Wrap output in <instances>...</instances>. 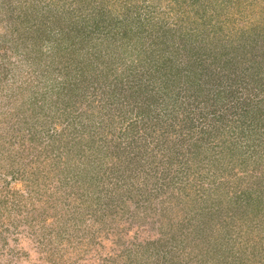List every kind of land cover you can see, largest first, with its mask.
<instances>
[{
    "label": "rangeland",
    "instance_id": "1",
    "mask_svg": "<svg viewBox=\"0 0 264 264\" xmlns=\"http://www.w3.org/2000/svg\"><path fill=\"white\" fill-rule=\"evenodd\" d=\"M89 1L0 0V264H264V0H199L197 11L183 6L192 21L180 29V0H125L132 9L128 26L144 22L147 4L157 8L151 21L171 45L182 44L179 35L192 27L198 33L199 23L210 19L231 33L232 40L219 41L222 36L208 40L202 32L206 44L194 43L206 56L202 69L225 75L219 76V90L229 85L224 69L242 79L231 95L219 97L209 83L198 90L176 75L175 106L167 105L165 87L153 84L169 51L163 40L152 45L153 58L132 60L121 47L110 56L103 50L114 61L106 79L93 81L89 71L66 78L58 65L63 53L92 41L95 51L98 44L104 48L106 38L87 34L93 18L109 16L113 0ZM136 4L140 10L134 13ZM83 7L87 12H80ZM113 9L114 4L109 12ZM36 27L42 30H32ZM71 57L76 61L78 55ZM176 58L181 66L187 63L185 55ZM120 60L128 66H118ZM206 75L202 80L216 79ZM144 83L156 88L146 93ZM154 91L162 106L138 112ZM172 108L177 122L171 120ZM170 122L182 126L158 151ZM209 135L216 137L213 147L204 145ZM147 142L161 162H130L129 154L142 158L137 145ZM196 148L206 157L189 156ZM184 161L194 162L200 178L213 176L194 181L193 168L186 178L180 173ZM239 176L252 182L244 189L239 185L249 197L244 221L221 197ZM134 184L152 201L133 198L119 205L122 191ZM184 195L198 197L196 203L190 205ZM252 226L259 229L256 238Z\"/></svg>",
    "mask_w": 264,
    "mask_h": 264
},
{
    "label": "trees",
    "instance_id": "2",
    "mask_svg": "<svg viewBox=\"0 0 264 264\" xmlns=\"http://www.w3.org/2000/svg\"><path fill=\"white\" fill-rule=\"evenodd\" d=\"M27 1L29 2V4L31 3V0H27ZM79 1H82V0H79ZM102 1L104 3L105 2L110 3L112 0H109V1L101 0V2ZM158 1H162L163 3L165 2L163 0H158ZM84 2L88 3L91 1L84 0ZM198 2H199V0H193V1H189V2H187L185 0L178 1V8H179L178 9V16H177V18L179 20L178 21V27L179 26L182 27V23H184L187 20H189V23L192 21L191 16L188 14H185V9L183 8V6H186V8H188V10L194 9L195 11H197L198 10V7H197ZM32 3H33V1H32ZM112 4H114V9L111 12H109L112 9ZM112 4L110 6L109 11L106 9L105 15L110 13L109 16L104 15L105 18L101 17L100 21L98 18H93L94 24L91 26L92 29L87 34L89 39H92L94 37L91 34L97 35V37L103 38V40L106 38L105 43H104V48H101V46H99V44H98L99 48L97 49V47H96V51H95V49H93V47H94L93 44L95 45V42L92 41L90 47H89V44L85 43V45L83 47H82V45L80 48L77 47L76 48L77 51H75L71 54L63 53L61 55L63 60H61L62 62L58 65L60 66V68L62 70L65 68L64 72L67 75L66 78H73V77H68L71 73L73 75L79 74V75L83 76L84 72L89 71V74H91L94 78L93 81L97 82L100 80V78L106 79V77H107L106 74L110 73V69L112 66L111 63L114 62L112 57L109 58L108 56H110V54L112 55V52H116L119 47H121V50H123L122 52H124L126 56L130 57V59H132V58L134 59V58H137L138 56L141 57L144 55L146 58L148 56L149 57L154 56L152 54L148 55L149 52H151V51L155 52V50H157L155 46L152 49V45L157 44L158 42H161L163 40L165 34H166V32L161 33V32H158L157 30H155V26H156L157 22H152L153 20L151 21L153 15H154V12L157 8L150 9L149 4H147L146 5L147 6V9H146L147 13L145 12L144 22L140 20L139 23L135 22L136 26H134L132 24L130 26H128L129 20L128 19L126 20V16L128 15L127 14L128 10L132 11L131 7L126 5L125 0H123V1L122 0H113ZM34 6L36 7V5H34ZM216 6H217V9H219L220 3L217 4ZM136 7L138 8V7H140V5H138V4L135 5L134 13L137 10L138 11L140 10V9H135ZM196 7H197V10L195 9ZM120 8L121 9L127 8V10L124 9L126 12H123L122 17H118L120 15V13L122 12V11H120ZM165 8H166L165 12H167L168 7H165ZM86 10L87 9L83 7V10H80V12H87ZM181 10H184V12L182 14H179L181 12ZM124 13H126V14H124ZM222 15L224 16L223 13H222ZM82 16H84V13H82ZM211 16L213 18H217L215 15L214 16L210 15V17ZM108 19L110 21H108ZM226 19H229L228 21H230V22L234 21L233 17L226 16ZM149 22H151L152 24H149L148 27H146V25ZM248 22L250 23V25L255 24L254 21H251V20H248ZM248 22H244L243 24L248 26ZM43 24H44V22L41 21V26H43ZM160 25H162V24H160ZM199 25L201 27L197 28L198 30H200L198 33L195 34L194 27H192L191 30L186 35L185 34L179 35L180 36L179 38L182 39V44H180V45H171L167 40H163V43L167 46V48H169V51H168V54L166 56H164V60L160 59L161 60V66L160 67L163 69V71H161L162 73L160 74L161 77L154 78L153 79L154 83L153 82L152 83L154 85L157 84V87H165V92H166L165 93V96H166L165 100H166L168 106H169V104L171 105V103L173 101L174 102L172 103V106H175L177 104V101H176L177 98L173 97V94H172L173 92L171 91V90H174L173 89V82L177 78V77H175L176 75H178V77H180V76L185 77V82H188L191 84L195 83L196 85H198V90H201V88H202V87H200L201 83H203V84L209 83L211 89L217 90L216 95H218V96H219V92L221 94L226 93V95H228V96L231 95V91H233V89H234L233 87L235 86V84L237 82H239L240 80H242V79L238 78L234 72H232L233 70L229 71V70L224 69V73L226 74V77L229 80V82H228L229 85H225V87H220L221 90H219L218 86H219V83L222 81L220 79V77H225V75L223 73L219 74L216 70H212L209 73H206V71H204L202 69L204 67L203 62H204V60H205L204 58L206 56L204 55V53H202V50L200 51L198 48H196V46L194 47V43L197 40L202 41L203 44H206L204 42V39L201 38V33L205 32V37H207L208 40H211V39L216 40L222 36L223 38L218 39L219 41H221V40H228L229 41L230 39L232 40V36L230 35L231 33H228L227 30H225L224 27H222L221 25H217V26H215L214 24L212 25L211 19L205 23L200 22ZM18 26H19V23H16V21H15L14 22V28H17ZM39 26L40 25H38V27ZM38 27H36L37 29L35 28L32 30H35V32H40L42 30V28L38 29ZM180 27H179V29H180ZM196 27H197V25H196ZM83 29L84 28L82 27V30ZM171 30H176V28H174V29L168 28V32H170ZM84 32H85V30H84ZM254 32H255V30L253 31V33ZM82 36L83 37L81 38L82 39L81 44L84 43V41H83L84 35H82ZM255 36L258 37L259 35L257 34ZM103 40H100V42H102ZM156 41H157V43H156ZM187 49L191 50V53H189V55L187 53H185V51ZM103 50H107V52H109V55L107 57H106V53H105V55H103V53H102ZM162 51H164V50H162ZM164 52H166V51H164ZM74 53L76 56L78 55V57H77L76 61L75 60L70 61V58H72L71 56L74 55ZM158 55H160V54H158ZM179 55H183V56L185 55V59H186L187 63L184 66H181L179 61L178 62L176 61L177 60L176 56H179ZM190 56L192 57L193 62L191 61ZM98 59L101 60V62L96 64V65H94L93 61H90V60H98ZM175 61L177 62V64L175 65V68H173L174 66L171 65V62L173 64H175ZM252 63H253V60H252ZM108 65H109V68H107ZM116 66H117V64H116ZM118 66H121V67L123 66L122 68H124L128 65L124 66V63H122L120 60V62L118 63ZM66 67H67V69H66ZM68 68H70V69H68ZM173 69H174V71H173ZM57 70H58V67H57ZM114 71H115V69H114ZM192 74H195V80H189L188 79V77L191 76ZM206 74L214 76V78H216V79L206 78L207 80H209V82L202 80L203 78H205L204 76H207ZM160 80H162V81H160ZM109 84L111 85L112 83L109 82ZM148 84L149 83H147V84L144 83V85H143V91L144 92H146L145 91L146 88H149V87H147ZM154 88H156V87H151V89L150 88L149 89L151 91H153ZM113 91H114V88H113ZM153 94L154 95L150 94L147 96V100H146V102H144L145 108L144 109L139 108L138 112H144L147 110L152 111V108L158 109L162 106L161 103L163 102V100H160L161 98L155 94V91L153 92ZM219 97H221V95ZM171 98H173V99L170 101ZM148 99L150 102H147ZM171 111H173L172 117L174 118L173 119L171 117V120L177 122V117L174 115L175 110L172 108ZM183 119H185V117ZM180 126H182V125H180V124L174 125V123H171V122L167 124V129L165 131H163L165 133L162 132L165 136H164L163 141L160 142V144L157 148L158 151L163 152V150L165 149L164 145H165L167 139L171 141L173 139L175 133H177L179 131ZM190 129L194 130L193 128H190ZM124 132H126V131H124ZM125 134L126 135L130 134V131L128 130ZM214 136L215 135H209L207 137L206 143L204 145L205 146L215 145V144H213V143H215L214 141H216V137H214ZM173 144L175 145V143H173ZM147 145H150V142H147V144H145V143L144 144H142V143L138 144L137 145V147H139L138 152H140L142 158L137 159V158H135L129 154L128 156H130V162H133V161H136L137 163L138 162H142V163L143 162H149L151 165L157 163V160H159V162H161L162 158H160L159 155H158V157H156L157 152L153 151V148L147 147ZM174 145L170 146L173 153L175 151V149L173 148ZM198 148H196L194 151L192 150L191 154L189 156H196L195 159L200 160V159H203L204 156L206 157V153L203 150H198ZM228 148L229 147L227 146V149ZM123 154H124V152H123ZM190 161H191V159H190ZM190 161L188 163L186 161H184L183 162L184 166H180V173L182 172L181 173L182 175L185 174L186 178L190 177V175H187V173L193 174L194 171L192 169L196 168V167H194V164H193L194 162L191 163ZM195 173L196 174L192 175V176H197V178H194L193 180L199 181V182L201 179L203 180V177L210 178L213 176L211 173H209V174L206 173L205 176L200 178L202 173L197 168H196ZM193 180H192V183L190 184V186L195 190L196 189L195 188V182H193ZM94 183L95 182H93L91 180V184H94ZM127 183H128V181L125 183V185ZM171 184L173 185L172 182H171ZM251 184H252V182L247 180L246 176L245 177L239 176V177H237L235 183L233 184V187L230 189V191H228V193L224 194L223 192H221V197L224 198L223 202L226 203L225 205L228 207L230 204L231 206H229V208L230 207L233 208L235 210L234 213L237 212V215L239 216L240 219H242V221H244V217L246 218V211L247 210H245L244 207L246 204H248V202H249L248 198L249 197L247 196L248 190L240 193V191H242V190H240L239 185H240V187L243 186L242 188L244 189L245 186L247 188L248 186H251ZM128 185H130V184H128ZM134 186H135V184L131 185L132 188H125V190L122 191L121 195L119 196V201H118V202H120L119 205L124 206L125 204L130 203V201H132L133 198H141V199L145 198L148 201H152V199H150L152 197L150 193L149 194L145 193L144 188H142V190H141L140 188H137V187L134 188ZM169 187H171V186H169ZM209 188H211L212 191H214L213 187L210 186ZM131 190H135V193L133 194L132 197L129 194ZM135 196H138V197H135ZM184 196L190 205L192 203L195 204L196 203L195 199L198 198V197L192 198L194 196H190V195H184ZM178 198L179 197H175V199L178 202H180V199H178ZM190 198H192V199L189 200ZM127 199H129V200L127 201ZM220 200H222V199H220ZM232 200H234V201H232ZM132 202H134V201H132ZM241 202H242V205L239 204ZM119 205H118V207H119ZM243 211H244V213H243ZM252 230L255 233L254 238L258 237L257 236L258 234L260 235V232H258L259 229L255 230V228L253 227ZM241 233L243 234L244 231H242ZM242 234H238V236L241 237V236H243Z\"/></svg>",
    "mask_w": 264,
    "mask_h": 264
}]
</instances>
